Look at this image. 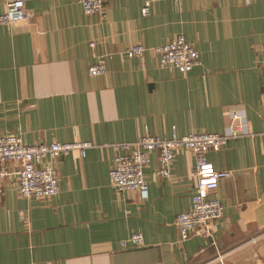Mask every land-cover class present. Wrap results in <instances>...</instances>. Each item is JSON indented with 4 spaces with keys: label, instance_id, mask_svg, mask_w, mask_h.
I'll use <instances>...</instances> for the list:
<instances>
[{
    "label": "crops",
    "instance_id": "obj_1",
    "mask_svg": "<svg viewBox=\"0 0 264 264\" xmlns=\"http://www.w3.org/2000/svg\"><path fill=\"white\" fill-rule=\"evenodd\" d=\"M25 1L30 17L0 25V135L91 146L51 160L59 192L49 197L21 196L17 164H4L0 264H264V0H152L145 14L147 0H108L102 17L77 0ZM178 34L199 53L187 72L155 52ZM131 44L143 54L125 55ZM99 58L105 72L90 75ZM232 111L253 134L206 152L223 172L211 236L181 239L174 223L195 187L190 149L174 151L169 176L148 154L146 198L109 184V144L222 132ZM134 232L142 245L119 244Z\"/></svg>",
    "mask_w": 264,
    "mask_h": 264
},
{
    "label": "built area",
    "instance_id": "obj_2",
    "mask_svg": "<svg viewBox=\"0 0 264 264\" xmlns=\"http://www.w3.org/2000/svg\"><path fill=\"white\" fill-rule=\"evenodd\" d=\"M84 13L105 15V3L108 0H77ZM147 0L141 12H148ZM179 1V0H175ZM31 12L25 0H8L0 13V25H10L30 17ZM93 43H91L92 45ZM142 44H131L124 48L127 56H140L144 52ZM159 65H167L179 72H187L198 64L199 53L187 42L181 34L175 35L168 42L155 47ZM106 70L105 61L99 58L88 67L90 75L103 74ZM232 122L222 132H187L177 135L174 131L169 138L143 134L133 142H113L109 144L114 151L113 164L108 172L109 184L117 190L136 189L141 198L147 197V184L144 180V168L148 163V154L157 153L160 163L158 174L169 176L174 159V151L178 148L190 149L194 156L195 187L191 195V205L188 210L175 216V226L181 239L188 238L192 233L211 236L212 222L222 214L220 199L214 195L219 179L223 175L207 160L209 149L221 148L229 138L242 135L252 136L246 119L236 111L230 112ZM91 146L89 141L49 143H28L20 136L13 134L0 135V193L4 164L15 162L17 167L18 192L23 197L44 198L59 192L57 172L51 160L77 150L81 156ZM19 218L24 219L22 210L18 211ZM123 247L143 244L140 232H134L127 238L121 239Z\"/></svg>",
    "mask_w": 264,
    "mask_h": 264
}]
</instances>
